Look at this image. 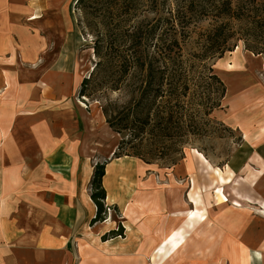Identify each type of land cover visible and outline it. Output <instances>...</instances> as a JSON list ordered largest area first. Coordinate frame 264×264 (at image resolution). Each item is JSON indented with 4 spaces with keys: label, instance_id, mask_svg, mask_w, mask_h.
I'll return each mask as SVG.
<instances>
[{
    "label": "crops",
    "instance_id": "1",
    "mask_svg": "<svg viewBox=\"0 0 264 264\" xmlns=\"http://www.w3.org/2000/svg\"><path fill=\"white\" fill-rule=\"evenodd\" d=\"M74 2L0 0V264H264L262 215L258 228L242 222L241 228L219 229L213 216L205 230L197 218L193 229L187 227L180 188L153 178L140 180L145 168L135 157L92 165L89 151L73 155V162L84 158L81 175L60 186L54 167L66 161H59V118L70 76L57 68V56H48L47 48L72 37ZM262 101L253 109L261 118ZM260 125L258 142L249 133L247 141L258 144L262 158ZM63 129L69 130L65 123ZM99 164L105 165L104 204L115 214L108 219L107 211L95 222L98 207L91 183ZM121 228L123 235H118ZM182 228L186 244L178 250L166 246V238Z\"/></svg>",
    "mask_w": 264,
    "mask_h": 264
},
{
    "label": "rangeland",
    "instance_id": "2",
    "mask_svg": "<svg viewBox=\"0 0 264 264\" xmlns=\"http://www.w3.org/2000/svg\"><path fill=\"white\" fill-rule=\"evenodd\" d=\"M191 1L198 17L190 24L188 37L180 36V28L176 30V39L181 43V51L176 53V66L182 68V73H188L189 89L186 98L180 99V106L161 115L155 109L139 105L134 70L124 69L120 57L111 61L108 56L113 55L107 36L113 29L114 39L123 45L125 40L121 35L136 30L144 16L155 24L153 19L164 20L166 12L176 11L179 6L189 8ZM222 1L161 0L162 10L155 14L151 13V5L141 1L129 15L124 14L123 2L101 5V8L115 10V17L109 21H102L98 17L100 12L88 14L75 6V24L69 42L66 39L65 43L51 44L47 48L48 56L53 54L52 59L57 56V68L66 69L70 76L68 82H60L63 85L67 82L71 87L66 102L61 105L64 107L60 108L59 161L66 160L54 167L60 186L76 182L81 175L78 168L84 158H75L73 162V155L89 151L92 165L98 160L104 163V159L138 155L136 162L140 168H145L140 180L153 178L164 186L180 188L187 202V227L193 229L197 218L205 230L207 221L213 216L218 219L219 229L241 228L242 222L247 228H258L262 215L264 228V156H259L257 143L247 141L249 133L258 142L259 126L264 125V116H259L258 109L253 110L254 105L259 106V101L264 99V55H255L250 50L264 44V0H233L237 17L218 19L216 9L221 8ZM221 22L232 30L229 42L237 46L220 58L218 55L202 58L204 46L209 42L206 34ZM169 28L162 21L157 27V39H171L166 36ZM212 70L222 84L210 79ZM92 73L86 96L77 95L81 80L89 79ZM185 84V80L182 81V89ZM104 111L110 120L120 122L119 128L124 127L120 133L110 128ZM65 112L69 117L62 115ZM169 112L174 116L175 127L168 140L158 137L153 126L142 125L147 116L154 124L161 122ZM81 118L84 121L79 125ZM63 123L68 131L63 129ZM47 175L44 169V185ZM260 180L262 196L258 189ZM29 185L33 188V180ZM25 196L30 198L28 194ZM237 201L242 207L233 205ZM112 213L115 214L113 209L108 211V219ZM183 230L178 229V235L167 241L166 246L174 249L179 240L187 241Z\"/></svg>",
    "mask_w": 264,
    "mask_h": 264
},
{
    "label": "trees",
    "instance_id": "3",
    "mask_svg": "<svg viewBox=\"0 0 264 264\" xmlns=\"http://www.w3.org/2000/svg\"><path fill=\"white\" fill-rule=\"evenodd\" d=\"M141 1H144L147 5H151V7H149L153 10L151 13H159L160 10H162L160 8L161 0H75L74 3L76 8H82L83 11H87L88 14L100 12L98 17L101 18L102 21L103 19L109 21V19L115 17V10L110 8H101V5L111 6L123 2L124 6H122V9H125L124 14L129 15L131 11H134L135 7L139 6ZM190 5L191 6L189 8L188 6H179V9L176 11L169 10L166 12L164 20H162V18L158 21L153 19V22H155L157 26L149 21L150 19L148 16H144L136 30H130L131 32H127L126 36L121 35V37L125 40L123 45H119L117 39H114L116 35L113 29L109 30V34L107 36L109 44L108 48L110 47L111 55H113V57L110 55L108 56L111 61H114L115 57H120L124 69L127 70L130 68V70H134V78L136 80L134 85L137 95L139 96V105L150 110L155 109L161 115L165 114L168 109L172 111L175 106L179 105L180 99H184V97L186 98L187 90L189 89V84L187 82L188 73L186 71L182 73V68L176 66V53L181 51L180 40H178V38L176 39L178 35L176 30L180 28V36L184 34L183 38L188 37V30L191 26L190 24H192L194 18L198 17L193 12L194 2L191 1ZM163 10H165V8H163ZM216 11H218V19L237 17V13L235 14V10L233 8V0L222 1L221 8L219 9L217 7ZM190 12L192 15L189 14ZM162 21L169 25L170 28L169 31L166 32V36H171V39L162 37L157 39V27ZM262 28H264V20L262 21ZM232 34V30L228 28L224 22L218 24L216 28L206 34V38L209 42H206L204 46L205 50L202 58L207 57L208 55L213 57L218 55L217 57L220 58L226 52L233 51L237 45L229 42V40L233 37ZM250 50L254 52L255 55L263 56L264 44H262V46H256ZM98 66H101V62ZM93 73L89 79H84L82 81L79 95L86 96V89L91 84V77ZM137 74L138 79H136ZM210 79L222 84L219 78L213 74V70L211 71ZM184 80L186 84L182 89L181 83ZM173 101H175V103ZM104 114L105 116L107 115L106 111H104ZM167 115V117L161 118V122L156 121L154 124L150 117L147 116L146 119L143 120L142 125L145 127L153 126V132L156 133L158 137L168 140L172 137L170 133L175 127V119L172 112H169ZM106 119L110 128H112L116 133H120V131L124 129V127L123 129L118 127L120 125L119 121L115 123L113 120H110L108 116H106ZM115 127H118L119 129H116ZM184 129V133H186V125ZM122 156L138 158V155L131 154ZM104 175L105 165H97L95 167L91 183V197L98 207V213L96 219L94 220L95 222L102 221V219H104V213L106 214L107 212V208L104 204L106 192L102 185ZM117 233H119L118 235H123L122 228L119 229Z\"/></svg>",
    "mask_w": 264,
    "mask_h": 264
},
{
    "label": "bare ground",
    "instance_id": "4",
    "mask_svg": "<svg viewBox=\"0 0 264 264\" xmlns=\"http://www.w3.org/2000/svg\"><path fill=\"white\" fill-rule=\"evenodd\" d=\"M10 94V93H9ZM233 205L234 206H236V207H242L240 204H239V202L237 201V202H234L233 203ZM119 220H120V222H123V220L125 221V219L124 218H119ZM210 224H211V221L209 220V221H207V224H206V226L207 227H209L210 226ZM119 225V224H118ZM103 232V231H102ZM178 235V231L176 230V231H173L167 238H166V240L164 241V244L167 242V241H169L170 239H172L173 237H175V236H177ZM186 242L187 241H182V240H179L178 242H177V245L175 246V248L173 249V250H175V249H179L180 247H182V246H184L185 244H186ZM163 243V242H162ZM161 243V244H162ZM239 247H241L240 245H239ZM163 249H161V251H162ZM252 260V259H251Z\"/></svg>",
    "mask_w": 264,
    "mask_h": 264
},
{
    "label": "built area",
    "instance_id": "5",
    "mask_svg": "<svg viewBox=\"0 0 264 264\" xmlns=\"http://www.w3.org/2000/svg\"><path fill=\"white\" fill-rule=\"evenodd\" d=\"M110 209L109 208H107V211H109Z\"/></svg>",
    "mask_w": 264,
    "mask_h": 264
}]
</instances>
